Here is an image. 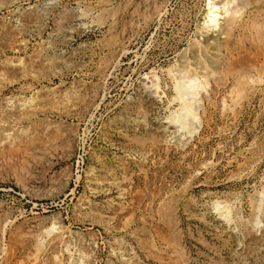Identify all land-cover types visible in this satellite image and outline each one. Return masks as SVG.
I'll list each match as a JSON object with an SVG mask.
<instances>
[{
    "label": "rangeland",
    "instance_id": "374dc122",
    "mask_svg": "<svg viewBox=\"0 0 264 264\" xmlns=\"http://www.w3.org/2000/svg\"><path fill=\"white\" fill-rule=\"evenodd\" d=\"M250 1L214 50L207 0H0V264H264Z\"/></svg>",
    "mask_w": 264,
    "mask_h": 264
},
{
    "label": "bare ground",
    "instance_id": "6f19581e",
    "mask_svg": "<svg viewBox=\"0 0 264 264\" xmlns=\"http://www.w3.org/2000/svg\"><path fill=\"white\" fill-rule=\"evenodd\" d=\"M209 1V2H208ZM207 3H208V8H207V13L204 14V20L202 22V28L204 31H210L211 34H209L208 38L206 39V42L207 44H205L207 47L210 45L212 47H210L211 49L214 48L219 50L220 47L222 49V46H220V42H219V39H221V35H222V39H223V35L225 36V39H228L230 36H235L233 35L237 30L238 28L240 27V17L241 15L243 14V10L248 8L249 5L252 4V2L250 0H241V3H239V0L238 2H236V0H207ZM264 4V0H257V3L255 4L256 6H253V7H261V5ZM207 7V5L205 6V8ZM252 7V6H251ZM263 7V6H262ZM166 10V9H165ZM255 10V9H254ZM264 10V9H262ZM247 11V10H246ZM250 11H253L252 9ZM257 11V10H256ZM249 12V11H248ZM260 13V12H259ZM258 13V14H259ZM246 14V13H245ZM251 14V13H250ZM244 15V14H243ZM247 16V15H246ZM261 16V15H260ZM264 16V15H262ZM246 18V17H245ZM243 19V18H242ZM249 19V18H248ZM257 19V18H256ZM263 19V18H262ZM264 20V19H263ZM246 22V20H245ZM258 23V22H257ZM264 24V23H263ZM258 25V24H257ZM244 26V25H243ZM249 26V25H248ZM263 26V25H262ZM201 28V29H202ZM241 28V27H240ZM250 28V26H249ZM253 30H256L255 27L253 26ZM221 29V31H220ZM242 31H243V28H241ZM245 29V27H244ZM248 30V29H247ZM259 30V29H258ZM263 30V29H262ZM245 31V30H244ZM243 31V32H244ZM158 32V31H157ZM251 33V31H249ZM202 33V32H201ZM237 34V33H236ZM257 34V33H256ZM198 36V35H197ZM206 36V35H205ZM200 37H202L200 35ZM204 37V36H203ZM260 37V36H259ZM263 37V35H262ZM231 38V37H230ZM233 38V37H232ZM244 38V37H243ZM261 38V37H260ZM245 39V38H244ZM194 40V39H193ZM201 40V39H200ZM260 40V39H259ZM204 41V40H203ZM229 42L231 40H228ZM227 41V42H228ZM225 42V40H224ZM228 42V44H229ZM197 43V42H196ZM201 44L203 42H200ZM222 43V42H221ZM226 43V42H225ZM200 44V45H201ZM213 44H215L213 46ZM227 45V44H226ZM206 46H204V48H202V50H204L205 48H207ZM202 47V46H201ZM200 47V49H201ZM227 47V46H226ZM199 48V47H198ZM209 48V50H210ZM225 47H223L224 49ZM190 49V48H189ZM183 50V49H182ZM199 50V49H198ZM207 50V49H206ZM193 51V50H192ZM200 52V51H199ZM212 52V51H211ZM216 52V51H215ZM214 52V53H215ZM213 53V52H212ZM218 53V52H217ZM196 54V53H195ZM193 53V55H195ZM203 54V53H202ZM201 54V55H202ZM209 55V54H208ZM212 55V54H211ZM217 55V54H215ZM198 56V55H197ZM205 56V55H204ZM214 56V54H213ZM212 56V57H213ZM202 57V56H201ZM211 57V58H212ZM210 58V57H209ZM218 58V57H217ZM223 58V57H222ZM233 58V57H232ZM206 59V58H205ZM219 59V58H218ZM208 60V59H206ZM220 60V59H219ZM227 60V59H226ZM189 61V60H188ZM211 61V60H210ZM217 61V60H216ZM191 62V61H190ZM200 62V61H199ZM205 62V61H203ZM212 62V61H211ZM192 63V62H191ZM198 63V62H197ZM223 63V62H222ZM227 63V62H226ZM194 64V63H193ZM199 64V63H198ZM206 64V63H204ZM210 64V63H208ZM229 64V63H227ZM242 64V63H241ZM184 65V64H183ZM190 65V64H189ZM201 65V64H200ZM199 65V66H200ZM222 65V64H221ZM173 66V65H172ZM198 66V65H196ZM205 66V65H204ZM209 66V65H208ZM219 66V65H218ZM179 67V66H178ZM207 68V66H205ZM203 68L206 69V68ZM211 67V66H210ZM217 66H215L216 68ZM175 68V67H174ZM198 68V67H197ZM201 68V69H202ZM247 68V67H246ZM208 69V68H207ZM236 69V68H235ZM261 69V68H260ZM180 70V68H179ZM187 72V70H185ZM213 71V70H212ZM180 72V71H177V73ZM207 72V70H206ZM205 72V73H206ZM210 72V71H208ZM176 74V73H175ZM182 74H185V72ZM180 74V75H182ZM186 75V74H185ZM209 76L211 75L208 74ZM235 75V74H234ZM208 76V77H209ZM184 77V76H182ZM203 77V76H202ZM207 76H204V78H206ZM240 77V76H239ZM243 77V76H242ZM145 78V77H144ZM149 78V77H148ZM187 78V77H185ZM255 78V77H254ZM199 79V77H198ZM195 76L194 77H189L187 80H179L177 81V86H176V93H178L177 95H179V99H184V103L183 105L180 107V110L182 111H189V113L191 114V116L193 117L194 120H197V117H198V114L196 112V109L195 107L198 106V103L197 101H199V98L201 97V94L203 92V90L206 89L207 85L209 84L207 81L205 82H202V81H199ZM207 79V78H206ZM238 79V78H237ZM245 79V78H244ZM248 79V78H247ZM251 79V78H250ZM260 79V78H259ZM146 80V78H145ZM155 80V79H154ZM243 80V79H242ZM240 81V79H239ZM153 82V81H152ZM245 82V81H244ZM157 83V82H155ZM240 83V82H239ZM176 84V83H175ZM242 84V83H241ZM244 84V83H243ZM158 84H156L157 86ZM159 86V85H158ZM162 96V95H161ZM156 97V96H155ZM177 97V96H176ZM178 100V99H177ZM181 102V101H180ZM193 104H192V103ZM197 103V106H195ZM200 104V103H199ZM200 107V105L198 106ZM200 109V108H199ZM185 113H183L184 115ZM188 114V113H187ZM189 114V115H190ZM181 116V115H180ZM183 117V116H182ZM180 118V117H179ZM199 118V117H198ZM181 119V118H180ZM185 119V118H184ZM201 120V119H200ZM182 121V119H181ZM184 121V120H183ZM180 122V121H179ZM178 122V123H179ZM181 123V122H180ZM181 125V128H183V126L185 125V123H182L180 124ZM187 125H185L184 127H186ZM197 126H196V122H192L188 125V130H187V134L189 133L190 135H193L195 133H197ZM58 238H61V237H58ZM62 241V240H61ZM38 248V247H37ZM43 248V247H42ZM46 249V248H45ZM38 249H35V251H37ZM40 250V248H39ZM7 252V251H6ZM38 253V251L36 252ZM35 253V257H37V254ZM39 254V253H38ZM10 257V256H9ZM21 261V260H20ZM22 262V261H21ZM33 262V261H32ZM60 263V262H59ZM31 264V262H30ZM33 264V263H32ZM36 264V263H34Z\"/></svg>",
    "mask_w": 264,
    "mask_h": 264
}]
</instances>
